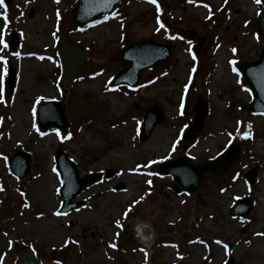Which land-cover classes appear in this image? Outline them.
<instances>
[{
	"label": "rangeland",
	"instance_id": "374dc122",
	"mask_svg": "<svg viewBox=\"0 0 264 264\" xmlns=\"http://www.w3.org/2000/svg\"><path fill=\"white\" fill-rule=\"evenodd\" d=\"M76 3L0 5V40L8 45L0 44V235L13 244L0 264H20L28 247L42 264H215L218 256V264L230 256L234 264H264V116L243 110L251 94L237 69L243 59L256 60L263 46L264 26L256 24L262 4L170 0L158 7L149 0H124L109 15L76 27L69 21ZM12 31L20 39L16 51L8 44ZM61 36L88 55L67 91L59 78ZM201 37L206 44L196 50ZM151 38L169 45L171 58L143 71L133 92L114 87L112 77L125 67L118 60L123 46ZM5 67L17 71L12 95ZM199 97L208 102L209 114L199 140L187 147L181 138ZM49 101L65 105L66 131L39 128L37 108ZM153 106L164 120L141 143L142 119ZM238 141L241 160L193 195L157 172L162 161L188 155L202 163ZM58 149L77 163L81 177L104 173L75 199L82 207L59 216ZM18 150L32 157L25 180L9 169ZM47 175L54 186L43 200L39 186ZM119 183L125 190L115 191ZM247 197L255 201L251 213L232 218V204Z\"/></svg>",
	"mask_w": 264,
	"mask_h": 264
},
{
	"label": "water",
	"instance_id": "95a60500",
	"mask_svg": "<svg viewBox=\"0 0 264 264\" xmlns=\"http://www.w3.org/2000/svg\"><path fill=\"white\" fill-rule=\"evenodd\" d=\"M123 0H79L77 7L71 16V22L77 26H83L101 16H104L119 5ZM169 0H155L159 5H164ZM263 10L260 12L257 25H264V0ZM18 35L14 33L11 39V46L16 49L18 46ZM205 40L197 45L201 49ZM171 57L169 46L158 44L154 39L130 42L122 50L120 61L128 63L127 68L120 72L114 79L115 84L126 83L132 87L140 80V73L150 69L154 65L167 61ZM86 52L75 48L66 38L61 41L60 59L62 62V84L63 88L69 89L76 73L86 61ZM238 69L243 78V84L248 86L252 93V101L246 107V111L254 114H264V46L261 49L256 61H242ZM16 81V72L12 70L9 75L11 91ZM194 125L185 134L184 141L188 146L193 145L205 127V119L208 114V106L204 102H197L194 107ZM163 113L157 107L151 108L144 118L143 128L140 133V141L146 142L153 129L163 121ZM39 124L42 127H55L58 130H65L69 123L65 107L61 103H45L39 108ZM241 157L240 144H232L229 149L211 161L194 164L188 157H181L177 160L161 163L158 170L163 175L172 176L177 184L186 192L194 194L200 185L213 174L227 169L235 164ZM31 158L28 154L18 152L11 162L12 171L19 177L29 175ZM56 165L60 173L63 187L61 195L64 199L62 212H68L81 206L80 203H71L79 195L87 184H94L101 180L102 174L89 175L84 179L79 177L77 164L67 155L58 150L55 156ZM252 176L255 173L251 174ZM117 189H125V185L119 184ZM253 207L251 199L238 200L231 210V215L245 217ZM9 247V242L0 236V259ZM21 264H41L35 253L31 250H24L19 257ZM229 264H234L230 259Z\"/></svg>",
	"mask_w": 264,
	"mask_h": 264
},
{
	"label": "bare ground",
	"instance_id": "6f19581e",
	"mask_svg": "<svg viewBox=\"0 0 264 264\" xmlns=\"http://www.w3.org/2000/svg\"><path fill=\"white\" fill-rule=\"evenodd\" d=\"M54 186L53 180L50 178V176H45L44 181L42 184L39 186L40 190L42 191V195H38L40 199L45 200L46 197H49L48 194L49 192L47 191V188L52 189ZM220 261L219 256L215 260V264H218Z\"/></svg>",
	"mask_w": 264,
	"mask_h": 264
},
{
	"label": "snow or ice",
	"instance_id": "6c2138e0",
	"mask_svg": "<svg viewBox=\"0 0 264 264\" xmlns=\"http://www.w3.org/2000/svg\"><path fill=\"white\" fill-rule=\"evenodd\" d=\"M149 2H151V3H155V0H149ZM190 2H191V0H190ZM255 2H256L257 4H260V3L262 2V0H255ZM3 3H4V0H0V5H3ZM57 3H59V0H57ZM204 6H205V7H208L207 5H204ZM5 19H6V17H5ZM161 27H163V25H161ZM0 44H3L5 48L8 47V45H7L6 43H4L2 40H0ZM233 51H235V49H234ZM16 55H19V54L17 53ZM193 59H195V56H193ZM4 63H5V65H6L7 62L4 61ZM232 63H235V62L233 61ZM4 74H5V75L7 74V68H6V67L4 68ZM69 138H70V137H69ZM148 183L151 184V181H149ZM0 190H2V189H0ZM22 195H23V194H22ZM26 206H27V205H26ZM56 215L59 216V215H61V213L57 212ZM125 215H127V213H125ZM117 227H121V225L119 224V222H117ZM259 235H264V234H259Z\"/></svg>",
	"mask_w": 264,
	"mask_h": 264
}]
</instances>
